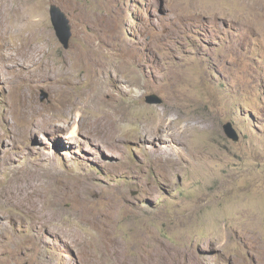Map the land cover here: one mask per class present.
<instances>
[{"label": "rangeland", "instance_id": "obj_1", "mask_svg": "<svg viewBox=\"0 0 264 264\" xmlns=\"http://www.w3.org/2000/svg\"><path fill=\"white\" fill-rule=\"evenodd\" d=\"M89 55L119 73L97 83L104 106L82 98ZM108 108L113 140L90 122ZM33 167L54 182L37 207L19 201ZM0 264H264V0H0Z\"/></svg>", "mask_w": 264, "mask_h": 264}, {"label": "bare ground", "instance_id": "obj_2", "mask_svg": "<svg viewBox=\"0 0 264 264\" xmlns=\"http://www.w3.org/2000/svg\"><path fill=\"white\" fill-rule=\"evenodd\" d=\"M6 2V1H5ZM3 2V3H5ZM8 3V2H6ZM10 4V3H9ZM38 6H34L30 9V14H33L34 10H36ZM7 8L9 11H12V6L11 5H7ZM8 11V14H9V17L8 19L11 20V22L15 19L16 17V20H18L20 18V14L17 12V13H9ZM100 26L99 23H96L95 24V27H98ZM84 62H87V63H84ZM95 61H93L91 59V55H89L84 61H82L79 65H85L86 66V71L88 73V77L89 78H92L94 81H95V84L92 85V87L90 89H86L84 90L83 92V96L82 98L87 100V99H94L97 103H103L105 100L103 99V96L102 95H99V94H96L94 91L96 90L97 88V83L100 81V78L102 77V75L108 73L109 75L111 76H114V77H117L119 76V73H115L113 72L111 69H108L105 70L104 69V64L103 62H100L98 61V63L95 65ZM90 65H92V68H89ZM74 67V66H73ZM69 75V73H66V75ZM70 79V78H69ZM182 80H179L176 79L175 77H170V85L165 89L169 94L172 93V90H173V87L175 88L178 84V82H181ZM131 83H135V82H131ZM137 83V82H136ZM64 84V83H63ZM99 85V84H98ZM66 86V85H65ZM103 87V86H101ZM69 88V87H67ZM105 88V87H104ZM104 90V89H103ZM129 90V89H128ZM106 90H104L105 92ZM57 93L58 95H60V97H62L63 99H67V97L70 96L71 94V91L69 90H66L65 87H61V88H58L57 89ZM113 93V92H112ZM116 93V92H115ZM102 94V93H101ZM72 95V94H71ZM106 96V95H105ZM104 96V97H105ZM111 96V95H110ZM118 96V95H117ZM114 98V97H113ZM112 98V99H113ZM81 100V98H78L77 101ZM82 101V100H81ZM64 103V102H63ZM78 103V102H77ZM77 103H75L74 107L76 108V105ZM62 104V103H61ZM87 104V103H85ZM95 104V103H94ZM112 104V103H111ZM91 105V104H90ZM103 106H104V103H103ZM106 106V105H105ZM114 107V105H113ZM175 107V106H174ZM112 108H108L106 110L103 111V115L101 116H94L95 118L93 120H91V124L94 126V130H96L97 132H100L104 135V138H109L111 140H113L114 138L117 137V135L120 133V128H119V122L117 119H115L114 117H112L113 115H116L119 110H111ZM114 109V108H113ZM95 110V109H94ZM103 110V109H102ZM42 111L41 110H38L35 112V115L32 116V117H23V120L29 124H31L34 119L36 117H39L41 115ZM93 114V113H92ZM91 114V115H92ZM95 115V113H94ZM50 117V116H49ZM113 118V120H112ZM20 119H21V115H20ZM52 119V118H51ZM88 120V118L86 117V120H85V123L86 121ZM168 120V118L166 116H163L161 118L159 117H156V119L154 120V123H152V127L150 128V130H153L155 133L153 134H150V135H154L156 136L157 132H159L161 130L163 126V124L166 123V121ZM52 122V120L48 119H44V124L43 125H47L48 123ZM153 124H155V128L153 126ZM204 125V124H203ZM166 128V127H165ZM192 128V127H191ZM36 132V130L32 129L31 126H28L23 132H20V134H26V135H32ZM144 133V132H143ZM18 133H15L14 134V139H16L18 136H17ZM24 137V136H23ZM29 137V136H28ZM2 138V137H1ZM25 138V137H24ZM5 139V138H4ZM52 167V166H51ZM55 169V166L53 167ZM32 173L30 174H26L24 175L23 177L19 176V178H17L18 182L23 184L25 182H32V191H36L37 192V195L35 197H31L30 194L27 195L25 194L24 197H23V200H19L20 202H30L31 204H33V206H36L38 205V203H40V200H39V196H40V190L42 189V187L45 185L47 186L49 183L52 185H54V182L50 181V180H46V182H44L42 179H41V175H42V172H43V169L42 168H37V167H33L30 169ZM59 174V173H58ZM57 176V175H56ZM43 178V177H42ZM60 178V177H59ZM58 178V179H59ZM62 178V177H61ZM43 181V183L41 182ZM48 182V183H47ZM57 182V180H56ZM20 184V186H21ZM82 194V193H81ZM21 195V194H19ZM7 199L10 200L11 197L10 196H7ZM13 201V200H12ZM17 202V201H16ZM28 204V203H27ZM37 207V206H36ZM88 208L87 205H83L82 208H79L78 209V214H77V217L78 218H89L90 220H99V217L100 215H103L101 212H91ZM109 208H121V206H118L116 207V205H114V207H109ZM112 212V210H110ZM118 211H120V209H118ZM112 214V213H111ZM102 224V223H101ZM94 225V224H93ZM102 231V230H101Z\"/></svg>", "mask_w": 264, "mask_h": 264}, {"label": "water", "instance_id": "obj_3", "mask_svg": "<svg viewBox=\"0 0 264 264\" xmlns=\"http://www.w3.org/2000/svg\"><path fill=\"white\" fill-rule=\"evenodd\" d=\"M50 14L59 40L61 41V43H63L65 48H69L71 45L72 25L68 15L57 4H52L50 6ZM47 97L48 94L45 93L41 99L45 100ZM146 99L150 104H157L162 102V99L155 94L147 96ZM224 131L230 139L236 142L240 141L241 135L234 126L233 122H227L224 125Z\"/></svg>", "mask_w": 264, "mask_h": 264}]
</instances>
